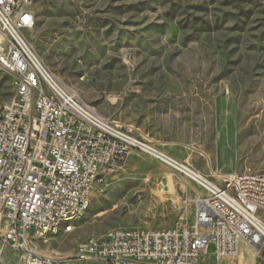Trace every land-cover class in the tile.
<instances>
[{
  "label": "rangeland",
  "instance_id": "obj_1",
  "mask_svg": "<svg viewBox=\"0 0 264 264\" xmlns=\"http://www.w3.org/2000/svg\"><path fill=\"white\" fill-rule=\"evenodd\" d=\"M23 33L35 54L98 114L152 136L177 160L215 179L264 172V0H34ZM14 96L0 71V104ZM195 183L141 152L130 154L104 193L94 191L71 231L36 240L53 264L76 243L118 227L190 222ZM199 264H259L251 250ZM4 264H21L4 249Z\"/></svg>",
  "mask_w": 264,
  "mask_h": 264
},
{
  "label": "built area",
  "instance_id": "obj_2",
  "mask_svg": "<svg viewBox=\"0 0 264 264\" xmlns=\"http://www.w3.org/2000/svg\"><path fill=\"white\" fill-rule=\"evenodd\" d=\"M34 0H0V71L13 98L0 104V252L21 264H53L36 240L54 234L57 217L79 212L126 158L141 152L201 188L190 222L160 228L118 227L81 241L74 261L109 264H199L212 244L216 259H235L247 247L264 264V172L247 169L211 179L126 122L98 114L54 77L23 33L34 26ZM81 108V117L73 116ZM102 170L101 189L90 175ZM231 194V202H224ZM72 227H67L71 229Z\"/></svg>",
  "mask_w": 264,
  "mask_h": 264
},
{
  "label": "bare ground",
  "instance_id": "obj_3",
  "mask_svg": "<svg viewBox=\"0 0 264 264\" xmlns=\"http://www.w3.org/2000/svg\"><path fill=\"white\" fill-rule=\"evenodd\" d=\"M73 116L81 117V108H73ZM104 181V174L102 170H95L93 174L90 175V184H92V189H101V182ZM108 185H106L107 188ZM98 193H102V191H97ZM224 202H231V194H224ZM89 204V196L87 197L85 204L81 206L79 212L76 210H69L66 213H62L57 220L54 222V233L59 229H63L64 231H71L73 228L74 222L81 218V216L86 211ZM67 227H72L71 229H67ZM160 233H168V228H160ZM87 238H95V236L87 237ZM81 245V241L76 243L74 250Z\"/></svg>",
  "mask_w": 264,
  "mask_h": 264
},
{
  "label": "crops",
  "instance_id": "obj_4",
  "mask_svg": "<svg viewBox=\"0 0 264 264\" xmlns=\"http://www.w3.org/2000/svg\"><path fill=\"white\" fill-rule=\"evenodd\" d=\"M242 247H244L245 249H248L247 247H245V246H242ZM249 250V249H248ZM240 257V256H239ZM223 264H229V261H227V262H225L224 261V263Z\"/></svg>",
  "mask_w": 264,
  "mask_h": 264
},
{
  "label": "water",
  "instance_id": "obj_5",
  "mask_svg": "<svg viewBox=\"0 0 264 264\" xmlns=\"http://www.w3.org/2000/svg\"><path fill=\"white\" fill-rule=\"evenodd\" d=\"M0 264H4V262L1 260V258H0Z\"/></svg>",
  "mask_w": 264,
  "mask_h": 264
}]
</instances>
